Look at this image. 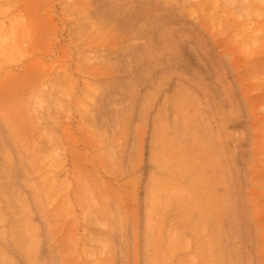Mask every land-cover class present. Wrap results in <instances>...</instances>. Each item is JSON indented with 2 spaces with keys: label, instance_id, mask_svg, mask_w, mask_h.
Listing matches in <instances>:
<instances>
[{
  "label": "rangeland",
  "instance_id": "1",
  "mask_svg": "<svg viewBox=\"0 0 264 264\" xmlns=\"http://www.w3.org/2000/svg\"><path fill=\"white\" fill-rule=\"evenodd\" d=\"M235 1L0 0V264H264V2Z\"/></svg>",
  "mask_w": 264,
  "mask_h": 264
},
{
  "label": "bare ground",
  "instance_id": "2",
  "mask_svg": "<svg viewBox=\"0 0 264 264\" xmlns=\"http://www.w3.org/2000/svg\"><path fill=\"white\" fill-rule=\"evenodd\" d=\"M234 1H235V0H234ZM245 1H246V0H245ZM245 1L242 0L241 2H243V4H241V5L247 6V5H245V4L247 3V2L245 3ZM250 1H253V0H250ZM258 1H260V2L262 1L261 3L264 2V0H258ZM258 1H257V2H258ZM235 2H236V1H235ZM248 2H249V1H248ZM236 3H237V2H236ZM236 3H235V4H236ZM238 3H239V0H238ZM244 3H245V4H244ZM239 4H240V3H239ZM239 4H237V6H238ZM247 4L250 5L249 3H247ZM251 4H252V3H251ZM259 4H260V3H259ZM252 5H253V4H252ZM252 5H251V6H252ZM256 5L258 6V4H255V6H256ZM251 6H250V7H251ZM259 6H260V5H259ZM259 6H258V7H259ZM252 7H253V6H252ZM252 7H251V8H252ZM239 8H240V5H239ZM242 8H243V7L241 6V9H242ZM244 8H245V7H244ZM255 9H256V8H255ZM255 9H254V10H255ZM242 10H243V9H242ZM248 10H249V9H248ZM261 10H262V9H261ZM263 10H264V9H263ZM263 10H262V11H263ZM250 11H251V10H249L248 12H250ZM255 11H257V10H255ZM259 11H260V10H259ZM248 12H247L246 14H248ZM253 12H254V11H253ZM260 12H261V11H260ZM263 12H264V11H263ZM257 13H258V11H257ZM257 13H256V15H258V14L260 15V13H258V14H257ZM261 15H262V14H261ZM201 174H202V173H201ZM199 175H200V173H199ZM199 175H198V176H199ZM199 177H200V176H199ZM201 179H203V178H201ZM205 181H206V180H205ZM219 199H220V198H219ZM221 200H222V199H221ZM220 203H221V202H220Z\"/></svg>",
  "mask_w": 264,
  "mask_h": 264
}]
</instances>
